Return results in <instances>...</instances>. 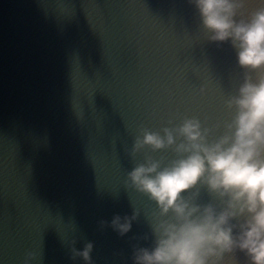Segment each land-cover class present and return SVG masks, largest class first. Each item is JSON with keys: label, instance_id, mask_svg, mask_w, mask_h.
<instances>
[{"label": "water", "instance_id": "95a60500", "mask_svg": "<svg viewBox=\"0 0 264 264\" xmlns=\"http://www.w3.org/2000/svg\"><path fill=\"white\" fill-rule=\"evenodd\" d=\"M262 4L247 0L245 16ZM244 75L189 0H0V264L29 252L31 264H86L71 249L87 243L91 264H134L158 208L125 187L128 173L145 156L177 158L147 148L132 159L140 130L196 118L217 139ZM135 209L120 236L113 218Z\"/></svg>", "mask_w": 264, "mask_h": 264}, {"label": "clouds", "instance_id": "9594fccd", "mask_svg": "<svg viewBox=\"0 0 264 264\" xmlns=\"http://www.w3.org/2000/svg\"><path fill=\"white\" fill-rule=\"evenodd\" d=\"M189 3L210 41H231L244 81L226 103L229 110L235 109L233 119L211 142L213 129L196 118L164 128L163 135L140 130L128 153L132 159L147 148L171 149L177 158L165 163L145 156L128 173L125 187L158 208L150 222L153 246L136 248L134 264H225L226 257L236 264L237 253L249 264H264V4L245 16L247 0ZM203 191L211 198L208 203L200 202ZM139 216L136 209L131 217L117 215L111 227L124 236ZM93 247H72V258L91 264ZM35 259L29 252L24 264Z\"/></svg>", "mask_w": 264, "mask_h": 264}]
</instances>
